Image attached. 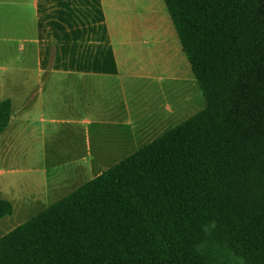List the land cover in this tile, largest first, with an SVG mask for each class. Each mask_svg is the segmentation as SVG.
<instances>
[{"label": "trees", "instance_id": "obj_1", "mask_svg": "<svg viewBox=\"0 0 264 264\" xmlns=\"http://www.w3.org/2000/svg\"><path fill=\"white\" fill-rule=\"evenodd\" d=\"M165 3L207 106L2 236L0 264H264V0Z\"/></svg>", "mask_w": 264, "mask_h": 264}, {"label": "crops", "instance_id": "obj_2", "mask_svg": "<svg viewBox=\"0 0 264 264\" xmlns=\"http://www.w3.org/2000/svg\"><path fill=\"white\" fill-rule=\"evenodd\" d=\"M7 99L0 199L16 220L207 106L165 0H0Z\"/></svg>", "mask_w": 264, "mask_h": 264}, {"label": "rangeland", "instance_id": "obj_3", "mask_svg": "<svg viewBox=\"0 0 264 264\" xmlns=\"http://www.w3.org/2000/svg\"><path fill=\"white\" fill-rule=\"evenodd\" d=\"M40 210L41 209H38V210L37 209H32V210L29 211V213L26 215V217H22V218H20L18 220H16L15 218H10V217L9 218H4V219H0V237H2L3 235L7 234L8 232L13 230L14 228L19 226L20 224L26 222L28 219H30L33 216H35L36 214H38L40 212Z\"/></svg>", "mask_w": 264, "mask_h": 264}]
</instances>
